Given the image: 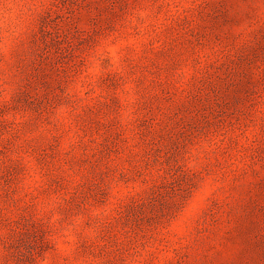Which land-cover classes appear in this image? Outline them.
Here are the masks:
<instances>
[{"label": "rangeland", "instance_id": "rangeland-1", "mask_svg": "<svg viewBox=\"0 0 264 264\" xmlns=\"http://www.w3.org/2000/svg\"><path fill=\"white\" fill-rule=\"evenodd\" d=\"M0 264H264V0H0Z\"/></svg>", "mask_w": 264, "mask_h": 264}]
</instances>
